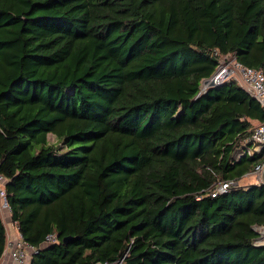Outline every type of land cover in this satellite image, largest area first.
<instances>
[{
  "label": "trees",
  "instance_id": "1",
  "mask_svg": "<svg viewBox=\"0 0 264 264\" xmlns=\"http://www.w3.org/2000/svg\"><path fill=\"white\" fill-rule=\"evenodd\" d=\"M226 54L264 71V0H0V175L31 264H264V184L209 194L264 160L231 162L255 97L198 96Z\"/></svg>",
  "mask_w": 264,
  "mask_h": 264
},
{
  "label": "built area",
  "instance_id": "2",
  "mask_svg": "<svg viewBox=\"0 0 264 264\" xmlns=\"http://www.w3.org/2000/svg\"><path fill=\"white\" fill-rule=\"evenodd\" d=\"M231 79H236L264 107V71L242 64L232 54H226L220 57L219 64L214 73L210 77L202 80L199 94L204 93L210 87L219 86ZM262 150H264V122L257 124L249 134L240 140L239 145L235 146L232 152L231 162H238L245 156H254ZM263 172L264 160L256 164L254 169L246 175L256 174L258 179L260 178L262 180ZM2 179L0 175V180ZM239 182L240 180L219 181L209 190V194L215 197L229 191L233 187L239 186ZM0 203L2 207L9 205L4 186H0ZM14 224L16 225V222ZM16 233L14 238L12 235H8L5 249L9 251L15 264H31L32 255L36 252V248L24 239L19 229ZM56 241L55 234L47 236L45 240L46 243Z\"/></svg>",
  "mask_w": 264,
  "mask_h": 264
},
{
  "label": "rangeland",
  "instance_id": "3",
  "mask_svg": "<svg viewBox=\"0 0 264 264\" xmlns=\"http://www.w3.org/2000/svg\"><path fill=\"white\" fill-rule=\"evenodd\" d=\"M256 123L257 122H254V124H256ZM48 141L50 143H58L57 137L52 133L48 134ZM260 183H262V180L260 178L258 179L256 174H248V175H245L244 177H242L240 179L239 186L247 187V186H250L252 184H260ZM0 186H4L3 180L0 181ZM0 207H1L0 212H1V215H2V218H3V221L6 225V227L7 228L9 226L14 227V222L11 219V210H10L9 205L5 206V207H2L0 205ZM255 229L259 233V236L256 239V243L259 245L264 244V235H263L264 234V226H255Z\"/></svg>",
  "mask_w": 264,
  "mask_h": 264
},
{
  "label": "crops",
  "instance_id": "4",
  "mask_svg": "<svg viewBox=\"0 0 264 264\" xmlns=\"http://www.w3.org/2000/svg\"><path fill=\"white\" fill-rule=\"evenodd\" d=\"M16 232H18L17 224L16 225L14 224V227L9 226L7 228V237H8V235H12V237L14 238L17 234ZM45 244H49V243H45ZM32 257H33V255H32ZM0 264H15V262L13 261V259L11 258L10 254H9V251H6V249L4 250L3 256L0 260Z\"/></svg>",
  "mask_w": 264,
  "mask_h": 264
},
{
  "label": "water",
  "instance_id": "5",
  "mask_svg": "<svg viewBox=\"0 0 264 264\" xmlns=\"http://www.w3.org/2000/svg\"><path fill=\"white\" fill-rule=\"evenodd\" d=\"M200 94H198V96H199ZM263 179H262V183L264 184V172H263V177H262ZM71 239V237L70 236H66L65 238H64V241L65 242H68L69 240ZM261 245H264V244H261Z\"/></svg>",
  "mask_w": 264,
  "mask_h": 264
},
{
  "label": "bare ground",
  "instance_id": "6",
  "mask_svg": "<svg viewBox=\"0 0 264 264\" xmlns=\"http://www.w3.org/2000/svg\"><path fill=\"white\" fill-rule=\"evenodd\" d=\"M264 235V234H263Z\"/></svg>",
  "mask_w": 264,
  "mask_h": 264
}]
</instances>
